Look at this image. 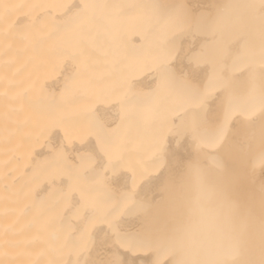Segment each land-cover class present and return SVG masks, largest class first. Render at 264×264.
Instances as JSON below:
<instances>
[{
	"label": "bare ground",
	"instance_id": "bare-ground-1",
	"mask_svg": "<svg viewBox=\"0 0 264 264\" xmlns=\"http://www.w3.org/2000/svg\"><path fill=\"white\" fill-rule=\"evenodd\" d=\"M0 264H264V0H0Z\"/></svg>",
	"mask_w": 264,
	"mask_h": 264
}]
</instances>
